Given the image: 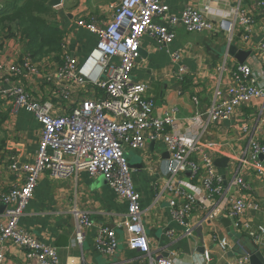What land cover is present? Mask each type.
<instances>
[{"label":"built area","instance_id":"obj_1","mask_svg":"<svg viewBox=\"0 0 264 264\" xmlns=\"http://www.w3.org/2000/svg\"><path fill=\"white\" fill-rule=\"evenodd\" d=\"M230 1H203L197 6L186 7L178 15H171L165 0H121L103 25L93 19L77 21L80 27L97 35L95 47L82 63L69 53L65 41L62 44L64 63L57 69L44 60H35L28 52L14 53L16 59L22 55V65L0 56L3 76L24 71L25 76L47 82L59 81L66 98L75 82L91 83L103 91L101 95L87 97L70 112H60L51 99L42 101L33 97L22 83L0 88V98H12L17 106L32 113L41 124L42 132L34 159L21 164L16 159L13 161V170L20 168L25 174L23 183L0 193V205L5 207L4 218L0 220V244L10 241L24 248L27 258L35 264H62L57 248L23 228L20 220L42 174L48 173L53 179L61 180L87 172L92 176L105 175L111 187L128 201L127 217L119 225L128 232L129 247L142 253L141 264H176L175 257L155 256L151 250L140 194L134 186L133 170L125 155L127 148L144 150L148 143L155 141L164 142L169 152L165 169L167 181L158 196L164 190L172 192L173 218L190 227L188 215L193 209H210L211 216L224 204L235 228L247 231L255 243H263L264 226H254L242 218L249 210L257 209V203L245 197L252 190L251 186L242 176L236 175L229 186H234L237 192L227 196L213 157L204 151V148L215 150L217 142L204 137L210 125L229 119L237 107L264 97V45L255 49L257 55L258 51L260 53L257 60L261 65H255L258 61L250 59L232 69L226 63L220 67L221 75H228V97L215 99L206 110L196 111L182 120L178 118L177 107L170 114L158 116L156 100L149 94L148 83L132 77L145 35L154 37L160 47L176 39V33L161 22L165 18L173 27L180 25L190 33L221 30L233 36L238 23L250 25L251 17L246 16L240 6L230 5ZM261 5L264 7V1ZM172 56L177 59L180 54L174 51ZM181 71L184 75L187 68L183 66ZM219 94L220 83L217 98ZM194 101L198 103V98ZM257 119L264 123L263 110ZM242 131L249 136V153L241 162L250 164L258 176L264 177V163L258 157L264 154V144L250 134L248 124H243ZM195 152H199L198 161L193 159ZM74 213L77 223L73 242L82 245L87 231L95 228L97 245L104 253H113L117 247L115 230L99 227L86 212ZM220 241L222 245L226 243L225 238ZM203 258L211 260L206 249ZM0 264H11L2 246ZM236 264H250L248 256L239 257Z\"/></svg>","mask_w":264,"mask_h":264},{"label":"crops","instance_id":"obj_2","mask_svg":"<svg viewBox=\"0 0 264 264\" xmlns=\"http://www.w3.org/2000/svg\"><path fill=\"white\" fill-rule=\"evenodd\" d=\"M85 1V6H81L80 10H76L79 6H73L67 12L61 10L56 17L65 29L64 41L68 43V51L79 63L95 47L97 35L80 27L77 21L80 18L89 21L93 19L97 24L103 25L111 18L121 0H101L100 3L95 0ZM203 1L208 0H165L171 15H178L186 7L197 6ZM261 1L264 0L230 1V5L240 6L245 15L252 19L250 25L238 23L233 36L221 30L190 33L180 25L173 27L165 18L161 22L176 33V39L171 44L160 47L154 37H143L141 57L132 77L136 81L148 83L149 94L156 100L155 111L158 116L170 114L177 107L178 118L182 120L196 111L206 110L215 99L228 97V75H221L220 67L226 63L232 69L240 63L229 52L231 44L251 51L245 61L253 59V62L258 61L255 65H261L260 60H257L260 53L258 51L257 55L255 51L264 45V7ZM64 2L62 0L58 6ZM71 6H66V9ZM2 39L4 37L0 36L1 59L22 65V55L16 59L14 53L27 52L25 42L6 39V43L2 45ZM174 51H178L179 58H173ZM64 53L65 48L59 57L45 56L40 60L57 69L64 63ZM183 66L187 68L184 75L181 71ZM17 83L24 84L33 97L42 101L51 99L60 112H70L87 97L101 95L103 92L91 83L75 82L70 86V93L66 98L59 81L47 82L23 73L10 76L0 74L1 89ZM218 83L220 94L217 98ZM195 97L198 98V103L194 101ZM261 110L264 112V97L253 99L237 107L229 119L210 125L204 137L217 142L215 150L204 148V151L213 157L227 196L237 192L234 186H229L236 175L242 176L251 186L252 190L245 197L255 201L257 209L249 210L242 218L249 220L254 226H264V177L258 176L250 164L241 162V158L249 153V136L242 131V126L248 124L250 134H254L264 144V123L257 119ZM0 112L5 116L0 120V130L4 131V136L0 138L2 193V190L23 183L24 172L20 168L13 170L11 165L14 159L20 164L34 159L42 132L41 124L34 115L17 106L12 98H0ZM184 127L185 125L181 129ZM125 155L133 170L134 186L140 194L143 219L155 256L171 255L175 257L176 264H236L238 258L244 256L240 254L242 248L252 249L257 244L247 231L235 228L233 219L227 213V205L224 204L215 209L211 216L210 209H193L188 215L190 227L173 218L170 207V199L174 197L172 192L164 190L158 196L167 181L165 169L169 152L164 142H150L144 150L127 148ZM258 157L264 163V154L261 153ZM193 159H200L199 152L194 153ZM213 200L217 201L218 198ZM2 206L4 205H0V220L4 218L2 213L5 208H1ZM128 206L126 198L111 187L105 175L92 176L87 172H80L69 179L58 180L44 173L39 179L34 197L27 204L20 225L42 242L55 246L62 264H141L142 253L129 247L128 232L119 225L127 217ZM75 211L86 212L99 227L115 230L117 247L113 253H104L97 245L95 228L87 231L82 245L73 242L77 223ZM222 238L226 239L224 245L220 241ZM0 246L6 250L11 264H35L27 258L24 248L10 241H5ZM256 246L264 255V239L262 244ZM204 249L210 252V261L203 258Z\"/></svg>","mask_w":264,"mask_h":264},{"label":"trees","instance_id":"obj_3","mask_svg":"<svg viewBox=\"0 0 264 264\" xmlns=\"http://www.w3.org/2000/svg\"><path fill=\"white\" fill-rule=\"evenodd\" d=\"M49 2L0 0V36L24 41L26 51L35 59L40 60L53 52L59 57L65 29L54 22L57 12L53 11ZM4 117L0 112V120Z\"/></svg>","mask_w":264,"mask_h":264},{"label":"water","instance_id":"obj_4","mask_svg":"<svg viewBox=\"0 0 264 264\" xmlns=\"http://www.w3.org/2000/svg\"><path fill=\"white\" fill-rule=\"evenodd\" d=\"M61 3H62V0H52L50 4H52V6H55ZM229 52L232 55H235V57L239 60L240 63L245 62V60L251 54V51L242 50L235 44H231L229 46ZM1 208H5V207L2 206ZM240 254L248 256L250 260V264H264V255L256 245L252 249L242 248Z\"/></svg>","mask_w":264,"mask_h":264},{"label":"rangeland","instance_id":"obj_5","mask_svg":"<svg viewBox=\"0 0 264 264\" xmlns=\"http://www.w3.org/2000/svg\"><path fill=\"white\" fill-rule=\"evenodd\" d=\"M100 1L101 0H95V2H97V3H100ZM118 0H113V1H111V2H117ZM86 1L85 0H68L67 2H66V0H65V2H64V4L63 5H60V6H51L52 7V9H53V11H56L57 12V14L60 12L61 13V10L63 11H68V10H72V7L74 6V7H77V6H79L78 7V9H76V10H80L82 7L81 6H85V3ZM110 2V3H111ZM109 4V3H108ZM68 5H72L71 6V8L70 9H66V6H68ZM75 10V11H76ZM58 18L56 19V20H54V22L55 23H58ZM59 24V23H58ZM61 25V24H60ZM6 39L8 40L9 38L8 37H4V39H2V42H3V44L2 45H4L5 43H6ZM11 39V38H10ZM14 39V38H13ZM16 40V39H15ZM14 40V41H15ZM75 44H77V43H75ZM17 53H19V52H17ZM49 57H51V58H53V57H56V53L55 52H53V53H51L50 55H48ZM230 64V63H229ZM21 73H24V71H22ZM5 135H6V132H5ZM4 136V131H1L0 130V138H2ZM0 144H1V139H0ZM1 155V154H0ZM14 165V162L12 163V165L11 166H13ZM9 188V186L7 185V189ZM6 190V189H5ZM5 190H2L1 192H3L4 193V191ZM2 194V193H1Z\"/></svg>","mask_w":264,"mask_h":264}]
</instances>
